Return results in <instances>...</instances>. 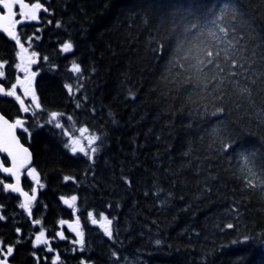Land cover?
<instances>
[{
	"label": "trees",
	"instance_id": "1",
	"mask_svg": "<svg viewBox=\"0 0 264 264\" xmlns=\"http://www.w3.org/2000/svg\"><path fill=\"white\" fill-rule=\"evenodd\" d=\"M38 1L48 13L21 37H39L29 53H39L33 83L47 111L31 117L30 139L21 140L32 151L50 212L61 196H77L72 215L80 217L85 247L53 240L64 263L118 264L119 253L140 264H264V0H239L238 49L247 71L234 70L219 99L177 86L169 64L185 23L173 13L197 11L210 28L213 17L196 7L208 0ZM66 41L70 53L61 51ZM72 62L81 73L71 71ZM190 96L199 107L188 103ZM51 111L63 113V128L46 123ZM81 127L100 137L91 160L63 147L64 130L80 136ZM222 140L255 152L224 151ZM88 212L113 221L112 238L91 224ZM46 219L52 223L53 214ZM17 256L32 262L24 250Z\"/></svg>",
	"mask_w": 264,
	"mask_h": 264
},
{
	"label": "snow or ice",
	"instance_id": "2",
	"mask_svg": "<svg viewBox=\"0 0 264 264\" xmlns=\"http://www.w3.org/2000/svg\"><path fill=\"white\" fill-rule=\"evenodd\" d=\"M183 9V5H178ZM197 9L203 8L205 12L210 14L213 18L206 23H210L211 27L207 28L201 25L198 21L200 15L197 11L188 12H176L173 13L174 17H178L181 21H184L183 31L179 33L182 39H179L174 45L172 52V59L169 61L171 69L176 71V75L171 77L177 86H190L193 90V94L200 97H205L209 94L216 93V98H221L222 89L231 83L234 77H237L238 71L240 74H245L247 69L245 63L242 62V57L238 49L239 40L242 37H238L237 33L243 31L237 17L244 15L239 0H208L204 5H197ZM192 8V5H189ZM47 12L48 9L44 7L40 2L27 3L26 0H0V29L3 33L7 34L12 41L15 42V46L19 49L15 52V57L19 62L15 63L14 67L19 73H23V76H15V82L11 83L9 89H5L4 85L0 83V95L13 97L19 104V111L22 113H31L33 117H36L38 111H47L42 108L39 101V97L33 86L37 72L32 71V65L37 64L39 53L32 51L29 53V48L32 47V40L39 39L35 35L27 36L26 41L22 42L21 34L17 31V27L31 22H39L38 13L40 11ZM219 13V14H217ZM19 17V19H17ZM51 23V21H48ZM57 27L60 26V22L57 21ZM251 30H254L251 29ZM35 31H40L37 28ZM27 43L28 47L25 46ZM163 48V45L160 46ZM73 50V44L70 41H66L61 45V51L63 53H70ZM264 55V54H262ZM45 61L48 57H43ZM8 62L0 60V78L5 77V66ZM261 65H264V59L260 61ZM238 70V71H234ZM71 71L73 73H81V66L76 62H72ZM94 71V69H93ZM183 73L184 78L181 79ZM22 89V96L17 94V87ZM65 88L68 89V94L73 96V87L70 84H65ZM80 84L77 91L82 88ZM187 90V89H185ZM130 95H132L130 93ZM25 98H30L31 103L25 104ZM134 98V97H133ZM188 103L193 105L194 108L199 107L196 100L189 97ZM77 108L81 105L78 102ZM223 109H217L213 112V115L222 113ZM48 120L46 123L54 124L57 128H63V125L59 123V119L63 116V113L57 111H51L47 113ZM72 116H68L67 120L72 121ZM27 121L17 116L14 121L10 122L5 115L0 114V153L6 154L7 158H10L11 166L5 167L3 162L0 161V172L8 174L14 179L13 183H6L0 180V191L4 193L19 194L23 197V201L19 204V209L27 213L28 217L32 216V210L37 203L38 189H43L44 184L41 183L40 174L36 168L31 166L32 154L27 147L21 142L16 135L17 129L22 130L23 133H29V128L26 127ZM80 137L71 136L67 130L63 132V135L69 136L67 143L63 145L65 149L75 155L77 152L84 154L89 160L92 159V154L99 151V148L94 144L100 137L95 134L86 135L88 133L87 127H81L78 129ZM213 135H218V130H212ZM87 141V148L83 141ZM221 147L224 151H228L229 148L237 149V155L244 156L245 153L251 155L255 152L254 149L248 148L242 144L238 145L233 143L229 145L225 141H221ZM90 150V151H89ZM255 159L254 156H252ZM248 157H245L244 163L247 164ZM26 174L33 182L34 186L31 187L30 192L24 191L21 187V176ZM73 179L69 176H64V181ZM248 184H252V180H248ZM61 201L68 208L76 211L77 196L72 195L70 198L61 196ZM3 206L0 205V208ZM46 209V205L44 206ZM87 218L90 219L92 225H99L103 229V233L108 238H112L113 232L111 225L113 221L100 213V219L97 220L93 212L87 213ZM6 217L0 214V221L5 220ZM33 225H40L41 219H33L31 221ZM61 226L67 224L69 230L75 234V239L70 243L78 246V250L83 252L85 247V233L81 227V220L79 216H76L72 223H69L63 219L59 220ZM225 227L231 229L233 224H228ZM16 233H20L21 229L16 228ZM55 237H59L61 240L68 239L64 231L55 232ZM244 241H247L249 237H244ZM19 241H17L18 243ZM160 241H156L159 244ZM236 243V241H234ZM33 247L40 245H46L49 253L54 250L51 248L49 239L46 237V231L41 229L32 241ZM77 248L74 247L73 251ZM13 246H8L6 251L0 247V253L3 254L4 259H0V264H8L7 258L13 254ZM35 256V253H33ZM115 255V253H113ZM59 255L51 261V264H57L59 261ZM37 264H39V257H37ZM81 264H86L85 261H81Z\"/></svg>",
	"mask_w": 264,
	"mask_h": 264
},
{
	"label": "flooded vegetation",
	"instance_id": "3",
	"mask_svg": "<svg viewBox=\"0 0 264 264\" xmlns=\"http://www.w3.org/2000/svg\"><path fill=\"white\" fill-rule=\"evenodd\" d=\"M29 3L38 2V0H26ZM41 15V14H40ZM19 19V17H17ZM34 23H26L24 25L18 26L17 31L22 35L28 28ZM23 42V41H22ZM9 48L11 49V53H9ZM19 49L15 46V42L9 40L5 34L0 32V60L7 61L8 63L5 66V77L0 78V83H2L5 89H9L11 83L15 82V76L20 75L23 76V73H19L14 65L18 63V58L15 57V52ZM17 94L22 96V89L18 86L17 87ZM23 98V96H22ZM30 98H25V104H30ZM0 110L1 112L11 121L19 116L25 119L27 122L31 119V113H22L19 111V104L15 101L13 97L7 96H0ZM27 127V123L25 125ZM19 136L21 135L28 139L30 135L28 133H23L22 130L18 131ZM0 161L3 162L5 167L10 166L9 158L3 153H0ZM34 167V166H32ZM0 180H3L6 183H13L14 179L9 175L0 172ZM34 186V182L26 175L23 174L21 176V187L24 191H29L31 187ZM2 187V185H0ZM42 189H38L37 194V203L34 205L32 210V216L28 217L27 213L23 210L19 209V204L23 201V198L19 196V194L14 193H4L0 191V205L3 207L0 208V214L6 217L5 220L0 221V247H2L5 251L8 246H13L14 251L11 256L7 258L8 264H26L24 261L25 259L17 256V253L20 250H24L28 253V255L32 258V262L30 264H37V257H39V264H51V261L59 255V261L57 264H65L64 258L62 257L60 251L57 247L53 246L52 242H56V239L59 237H55V232L64 231L65 236L68 238L66 240H60V245L63 243H68L71 245L70 241L73 240V233L69 230L67 224L61 226L59 224V220L63 219L67 222H71L73 220L72 209L68 208L63 202L59 201V208L50 212L48 201L42 198ZM46 205V209L45 206ZM62 210L66 211L65 217L62 213ZM60 211V213H59ZM53 214V220L47 222L46 216L47 214ZM33 219H41L40 225H33L31 221ZM53 224V225H52ZM53 228L52 236L53 238H49L51 248L54 250L53 252L49 253L46 249V245H40L37 247H33L32 241L34 240L35 236L39 233L41 229L46 231V237L48 235V231ZM59 227V230H58ZM20 228V233H16L15 229ZM51 237V236H50ZM48 238V237H47ZM17 241H19L17 243ZM35 253V256L33 255ZM0 259H4L2 253H0Z\"/></svg>",
	"mask_w": 264,
	"mask_h": 264
},
{
	"label": "rangeland",
	"instance_id": "4",
	"mask_svg": "<svg viewBox=\"0 0 264 264\" xmlns=\"http://www.w3.org/2000/svg\"><path fill=\"white\" fill-rule=\"evenodd\" d=\"M32 71H35L34 68H33V65H32V68H31ZM37 72V71H35ZM65 131V130H64ZM68 131V130H67ZM69 134L71 136H74V137H80V136H77L75 134H73L72 132L68 131ZM29 133H30V129H29ZM87 135V134H86ZM66 137V142H68L69 140V136H65ZM85 147L87 148V141L84 140L83 141ZM95 218L97 220L100 219V215L99 216H95ZM75 219L73 218V220L71 221V223L74 221ZM114 260L118 263V264H140L139 261L133 256V255H128V254H124V255H120L119 253H117L114 257Z\"/></svg>",
	"mask_w": 264,
	"mask_h": 264
},
{
	"label": "water",
	"instance_id": "5",
	"mask_svg": "<svg viewBox=\"0 0 264 264\" xmlns=\"http://www.w3.org/2000/svg\"><path fill=\"white\" fill-rule=\"evenodd\" d=\"M0 14H2V13H0ZM39 14V13H38ZM0 32H3L2 31V29H0ZM5 35H6V37H7V34L6 33H4ZM8 39H10L9 37H7ZM0 96H2V95H0ZM0 114H2L1 113V111H0ZM7 118V117H6ZM8 119V118H7ZM9 120V119H8ZM10 121V120H9ZM11 122V121H10ZM18 130V129H17ZM16 135L18 136V134H17V131H16ZM19 137V136H18ZM20 139V138H19ZM20 142L22 143V141L20 140ZM23 144V143H22ZM25 147H27L28 149H29V151L31 152V154H32V151H31V149L27 146V145H25V144H23ZM6 155V154H5ZM9 161H10V158H9ZM32 163H33V154H32V161H31V165H32ZM10 166H11V161H10ZM9 166V167H10ZM8 175V174H7ZM23 198V197H22ZM263 250H264V247H263Z\"/></svg>",
	"mask_w": 264,
	"mask_h": 264
},
{
	"label": "bare ground",
	"instance_id": "6",
	"mask_svg": "<svg viewBox=\"0 0 264 264\" xmlns=\"http://www.w3.org/2000/svg\"><path fill=\"white\" fill-rule=\"evenodd\" d=\"M37 117V116H36ZM44 119V118H43ZM43 122V121H42ZM41 123V122H40ZM43 124H44V122H43ZM35 126V125H34ZM45 126V125H44ZM37 128V127H36ZM36 128H33V133H34V129H36ZM43 128V127H42ZM39 129V128H38ZM69 133V132H68Z\"/></svg>",
	"mask_w": 264,
	"mask_h": 264
}]
</instances>
